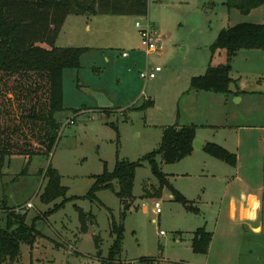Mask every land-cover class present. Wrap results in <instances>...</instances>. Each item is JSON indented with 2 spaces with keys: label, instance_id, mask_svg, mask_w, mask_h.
I'll list each match as a JSON object with an SVG mask.
<instances>
[{
  "label": "rangeland",
  "instance_id": "rangeland-1",
  "mask_svg": "<svg viewBox=\"0 0 264 264\" xmlns=\"http://www.w3.org/2000/svg\"><path fill=\"white\" fill-rule=\"evenodd\" d=\"M82 1L102 4V0ZM107 7L71 12L58 33L56 45L89 46L91 50L83 54L80 68L64 71L65 110L56 114L61 128L53 153L34 156L24 174L20 172L28 159L20 155L8 157L1 169L0 226L7 223L8 212L1 208L6 199L9 207L26 212L29 224L35 219L41 231L34 246L22 243L16 264H264V233L254 232L242 218L229 214L232 195L252 189L262 195L256 184L264 180V92H260L264 91V49L248 60L240 55L235 66L232 62L242 71H232V87L239 89L243 83L242 90H249L242 103L237 101L241 95L223 98L220 92L192 89L190 84V77L204 73L209 63L227 62L226 49L212 56L211 45L219 32L239 22L264 23V6L259 9L262 13L257 10L250 15L229 8L226 0H148L147 13L131 11L125 5L117 12ZM137 21L143 26L151 23L158 51L147 54ZM39 44L50 47L46 42ZM122 51H128L130 57H123ZM156 66L162 68L156 78L145 81L140 77V71ZM96 92L127 111L105 113L103 109L108 107L99 106ZM150 99L152 104H148ZM227 99L228 105L224 103ZM209 109L211 119L206 116ZM227 111L229 119L232 116L246 126L236 133V139L241 138L251 150L243 162L238 157L237 164L231 165L205 149L175 163L158 157L167 178L187 202L175 199L170 186L161 195L147 196V188L155 194L159 187L147 161L137 169L133 198L122 201L110 189L97 193L104 205L84 197L94 184L93 176L101 174L105 164L112 170L117 158L139 160L158 148L162 125L194 120L222 125ZM72 119L74 123H67ZM146 122L154 126L148 127ZM214 127L200 126V137L217 142L223 141L224 133L233 134ZM233 151L238 154L236 147ZM251 158L256 161L250 165V175L255 173L252 181L246 177ZM49 164L60 171L67 196L79 198L46 215L55 203L40 199L47 182L41 171ZM158 200L160 214L155 210ZM78 207L95 215L88 232L81 230ZM112 214L125 228L122 250L113 260L109 258L114 242ZM200 227L213 232L207 253L193 249L194 232Z\"/></svg>",
  "mask_w": 264,
  "mask_h": 264
},
{
  "label": "trees",
  "instance_id": "trees-1",
  "mask_svg": "<svg viewBox=\"0 0 264 264\" xmlns=\"http://www.w3.org/2000/svg\"><path fill=\"white\" fill-rule=\"evenodd\" d=\"M124 5L131 11L147 13L148 0H102V4L96 6L94 2L85 4L82 0H0V174L6 159L19 155L28 159L20 174L27 173L32 158L51 155L59 139L61 123L56 114L65 110L64 71L67 68H80L83 54L91 50L89 46L56 45L65 18L71 12H96L105 6L111 12H117ZM226 5L249 14L252 9L264 5V0H226ZM50 31H53L51 39L48 38ZM43 42L50 47L39 44ZM219 49L227 50V62L209 64L203 74L192 78V89L234 94L231 88L234 81L233 58L241 49H264V23L244 21L224 27L211 45L213 54ZM148 104H152V101ZM196 134V124L165 126L158 148L139 160L117 158L112 170L105 164L104 171L93 176L94 184L84 197L104 205L97 193L110 189L122 201L133 198L137 169L147 161L158 179L159 187L155 194L147 188L146 194L161 195L163 188L170 186L175 199L187 202L186 197L168 180L158 157L161 156L164 162L175 163L191 155ZM204 149L231 165L237 164V155L218 143L209 142ZM41 174L47 182L40 199L47 204L55 202L45 212L46 215L79 198L67 196L68 188L62 184V175L52 164ZM59 198H62L61 202H56ZM1 208L7 210L8 216L6 226H0V264H16L22 243L34 246L41 231L35 219L29 224L26 212L9 207L6 199ZM124 208L123 219L127 214L126 206ZM78 210L81 230L87 232L89 222L95 221V215L80 207ZM110 229L114 242L109 258L113 260L122 250L125 231L124 224L118 223L113 214ZM212 239L213 232L205 227L198 228L194 232L193 249L198 253H207Z\"/></svg>",
  "mask_w": 264,
  "mask_h": 264
},
{
  "label": "crops",
  "instance_id": "crops-1",
  "mask_svg": "<svg viewBox=\"0 0 264 264\" xmlns=\"http://www.w3.org/2000/svg\"><path fill=\"white\" fill-rule=\"evenodd\" d=\"M264 6V5H263ZM262 5L257 7V8H254L251 10V12L249 13V15L254 12V11H257L259 9H261L263 7ZM261 10H259V13H262L260 12ZM246 22V21H245ZM247 22H251V21H247ZM256 23H260V22H257ZM218 51V50H217ZM216 51V52H217ZM249 51V52H248ZM257 51H260L258 49H241L240 51H238V53L235 55V57L233 58V65L235 66V62L236 60L238 59V57L240 55H245L246 57V60H248V58L250 56L253 55V53H257ZM264 53V52H263ZM149 54V53H147ZM264 55V54H262ZM123 56V55H122ZM212 56H213V53H212ZM124 57V56H123ZM130 57L127 56L126 58ZM107 59H109L107 57ZM227 59V57H226ZM210 64V63H209ZM208 64V65H209ZM221 64H224V63H221ZM208 67V66H207ZM237 68V66H236ZM207 69V68H206ZM233 70H235L236 72H242L240 69H235L233 67ZM232 70V71H233ZM206 71V70H205ZM203 74V73H202ZM194 76H197V75H193L191 78L194 77ZM233 77V76H232ZM234 79V78H233ZM191 80H190V84H191ZM233 84V82H232ZM232 84H231V88L234 92V94H231V96H236V95H241L239 98H237V101L240 103H242L243 99H244V96L246 95V92L249 91L247 90L245 92V90L243 91L242 89L245 87V85L243 83L240 84V87L239 89H236L234 88V86L232 87ZM241 88V89H240ZM205 91V90H203ZM243 91V92H241ZM260 91V89L258 90ZM214 92V91H213ZM257 92V90L253 91V93ZM260 92H264V91H260ZM218 93V92H217ZM221 95H224L222 96L223 98L224 97H228L229 95H226L224 93H222ZM152 101L151 99L148 100V102ZM227 101V102H226ZM224 103L228 105V99L226 100ZM129 107V106H128ZM133 107H136L133 105ZM132 106L129 107L130 108H133ZM103 109V108H102ZM128 109V108H127ZM127 109L123 106H119V105H115V103H113L112 106L108 107V108H104L103 110L105 111V113H110L112 111H118V110H122V111H127ZM201 110L198 111V113H200ZM230 112L227 111L226 112V116H225V120L226 122L222 125H212L214 121H207L205 120L204 122H200V123H197L196 120L192 121L191 123H184L186 121H183V124L182 123H176L178 124L179 126H183V125H190V124H196L197 125V137L199 136V140L201 141V143L203 145H206L207 142H213V141H205L204 139H202L199 135V127L200 126H206L207 128H215L214 126L218 127V128H222V129H225L224 131H229L231 133H233L231 136H226L225 133L223 134V141H217V142H214V143H218L222 146H224L225 148H227L228 150H230L231 152L233 150H235V147L238 151V154H236L234 151L233 153H235L237 155V158L239 157V161L243 162V158L246 156V155H249V153L251 152L250 148L248 147V145H245L241 138L240 139H236V133H241L244 131L245 127L244 125H241L240 122L237 120V121H233V118L231 116V119L228 118ZM234 115L236 118L238 117V115L235 113V114H232ZM198 116V115H197ZM206 116L208 119H211L210 118V109L209 110H206ZM216 124V123H215ZM146 126L148 127H152L154 126V124H151V123H148L146 122L145 123ZM168 124L166 125H162L163 126V129L165 126H167ZM213 126V127H212ZM264 127V126H262ZM217 129V128H216ZM227 129V130H226ZM162 136H163V130L161 132ZM196 137V138H197ZM162 141V139H161ZM161 143V142H160ZM236 143H237V146H236ZM243 147H245L243 149ZM257 149V148H256ZM255 149V150H256ZM204 148L202 149H197L194 147V151L193 153H195L196 151H203ZM192 153V154H193ZM263 154H264V151H263ZM257 156V160H260L259 158V154H255ZM127 159V158H126ZM256 161L251 160L249 161V163L247 164V168H248V172L246 174V177L249 178L250 181H252L251 179H254L255 177V173H252L250 175V165L253 166L255 164ZM254 163V164H253ZM241 164L240 163L237 167V173L238 171H240V168H241ZM257 165V164H256ZM258 166V165H257ZM261 166H262V163H261ZM168 176V175H167ZM169 177V176H168ZM169 180V179H168ZM171 183V182H170ZM172 184V183H171ZM258 186V190L259 192L262 194L260 195L259 193H255L254 190H250V191H239V193H236L234 195H232L231 197V200L229 201V209H230V215L231 216H238L240 218L243 219V222L244 223H248V225H251L252 226V230L253 228H260V231L259 232H263L264 233V180H263V183H260V184H256ZM148 196V195H147ZM149 197H155V196H149ZM257 201L259 202V208L257 209L255 206H256V203ZM145 209H147V206L144 205ZM255 211L256 212V215H257V219L256 220H249L248 217L249 215ZM86 212H89V211H86ZM94 223H91L89 222V228L90 226H92ZM89 230V229H88ZM88 232V231H87ZM256 232V231H254Z\"/></svg>",
  "mask_w": 264,
  "mask_h": 264
},
{
  "label": "built area",
  "instance_id": "built-area-1",
  "mask_svg": "<svg viewBox=\"0 0 264 264\" xmlns=\"http://www.w3.org/2000/svg\"><path fill=\"white\" fill-rule=\"evenodd\" d=\"M136 26L139 28L140 36H141V43L142 46L146 49L147 53H152L158 51L160 49L159 45L157 44V35L154 28L151 26V23H148L146 26H143L139 21L136 22ZM124 57L129 55L128 51H122L121 53ZM162 71L160 66L147 68L146 70L140 71V77L145 81L154 79L157 77L158 72ZM67 123H74V120H69ZM66 123V124H67ZM32 202H28L27 206L32 207ZM155 210L157 214H160L162 211V203L160 200L155 202ZM161 234H164L161 231Z\"/></svg>",
  "mask_w": 264,
  "mask_h": 264
},
{
  "label": "water",
  "instance_id": "water-1",
  "mask_svg": "<svg viewBox=\"0 0 264 264\" xmlns=\"http://www.w3.org/2000/svg\"><path fill=\"white\" fill-rule=\"evenodd\" d=\"M95 96H96V98L98 100V104H99L100 107H110V106L113 105V103L109 100V98L105 94H103L101 92H96ZM194 147L197 148V149H202V148L205 147V145H203L201 143V141L196 139L194 141Z\"/></svg>",
  "mask_w": 264,
  "mask_h": 264
},
{
  "label": "clouds",
  "instance_id": "clouds-1",
  "mask_svg": "<svg viewBox=\"0 0 264 264\" xmlns=\"http://www.w3.org/2000/svg\"><path fill=\"white\" fill-rule=\"evenodd\" d=\"M257 209L259 208V202L257 201V203H256V206H255ZM248 219L249 220H256L257 219V215H256V212L255 211H253L250 215H249V217H248ZM249 227H252L251 225H249ZM253 231H256V232H259L260 231V228H253Z\"/></svg>",
  "mask_w": 264,
  "mask_h": 264
}]
</instances>
